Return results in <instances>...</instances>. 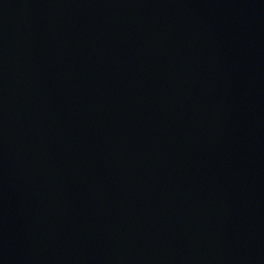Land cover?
I'll return each instance as SVG.
<instances>
[{
  "label": "water",
  "instance_id": "obj_1",
  "mask_svg": "<svg viewBox=\"0 0 264 264\" xmlns=\"http://www.w3.org/2000/svg\"><path fill=\"white\" fill-rule=\"evenodd\" d=\"M0 264H264V0H0Z\"/></svg>",
  "mask_w": 264,
  "mask_h": 264
}]
</instances>
